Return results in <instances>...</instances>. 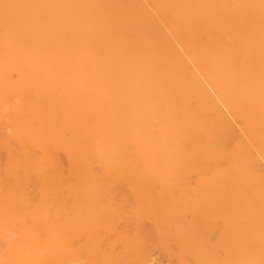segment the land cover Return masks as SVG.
Wrapping results in <instances>:
<instances>
[{
	"label": "bare ground",
	"instance_id": "obj_1",
	"mask_svg": "<svg viewBox=\"0 0 264 264\" xmlns=\"http://www.w3.org/2000/svg\"><path fill=\"white\" fill-rule=\"evenodd\" d=\"M264 264V0H0V264Z\"/></svg>",
	"mask_w": 264,
	"mask_h": 264
},
{
	"label": "rangeland",
	"instance_id": "obj_2",
	"mask_svg": "<svg viewBox=\"0 0 264 264\" xmlns=\"http://www.w3.org/2000/svg\"><path fill=\"white\" fill-rule=\"evenodd\" d=\"M174 263V261H172V260H165L164 261V264H173Z\"/></svg>",
	"mask_w": 264,
	"mask_h": 264
}]
</instances>
